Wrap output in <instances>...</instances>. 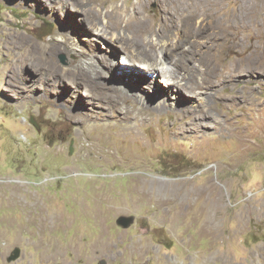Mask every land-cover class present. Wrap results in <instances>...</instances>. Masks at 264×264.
I'll return each mask as SVG.
<instances>
[{
    "label": "rangeland",
    "instance_id": "obj_1",
    "mask_svg": "<svg viewBox=\"0 0 264 264\" xmlns=\"http://www.w3.org/2000/svg\"><path fill=\"white\" fill-rule=\"evenodd\" d=\"M58 1L0 0V264H264V0L258 36L243 34L237 50L209 15L173 13L144 37L157 51L181 46L190 84L213 85L196 90L189 114L154 110L162 76L143 62L100 73L111 54L84 13L94 23L93 8L135 0ZM143 10L148 26L160 22L157 0ZM251 42L259 54L243 67ZM230 66L240 78L223 83ZM112 70L134 71L127 97L108 90ZM121 216L133 224L123 229Z\"/></svg>",
    "mask_w": 264,
    "mask_h": 264
},
{
    "label": "bare ground",
    "instance_id": "obj_2",
    "mask_svg": "<svg viewBox=\"0 0 264 264\" xmlns=\"http://www.w3.org/2000/svg\"><path fill=\"white\" fill-rule=\"evenodd\" d=\"M157 1L160 6L161 13L159 17L160 22L155 25L148 26V22H147L148 18L143 10V7H145L147 0H135L129 6L117 5L114 6L111 11H107L104 14L102 11L93 8L94 10H92V13L94 20L96 21H94L93 23L92 20H90V17L88 16L89 14L84 13L83 22L85 24L84 23L83 24L85 25V29H87L88 32L94 34L93 35L94 38H97V40L102 41L103 44L107 46L108 48L107 50L110 52L111 54L110 56L112 58H117L121 53L122 56L121 64L119 63L118 59L117 61L113 62L110 59L111 58L110 56H109L110 58L108 56H104L103 57L104 62L100 64L101 65L100 73L102 72L105 73L104 70L105 65H108L110 68L111 67L116 68L115 66L117 65H119L120 68L122 64H125L127 66L140 67L142 64L140 62H143V64H147V66H141L140 67L141 69L146 70L150 74L157 73V75L160 74L162 76V78L160 79V81L163 83L162 86L156 84L151 86L154 89L152 95L156 94V96H159L157 97L156 100L158 101L162 100V102L160 103L158 102L154 105V110L158 112V111L166 110L167 108L169 109L172 108L176 110L177 113L189 114L193 110L192 109L193 108L192 105L194 104L193 94L196 93V90H202V89L212 90L213 85L210 86L205 81L207 80V78L192 83L195 84L197 88H194L190 84L194 80V71H192V68L186 66L185 63L186 60L188 59L184 57L182 53L179 54L180 51L178 50V48H180L181 46L175 45L174 47L175 49H173L172 47L170 48L168 46V43L165 42L162 43V45L157 51L156 49V45H158L157 41H153V39L148 41V39L147 38L145 39L144 37H146V35H148L149 37L154 34L156 35V33H161L160 31H163V29L164 30L167 29V25H166L167 20L170 17L172 18L173 13L176 14V16L198 14L199 16L205 15L206 17L207 15H209L216 20V22L218 23V27L221 29L222 32L231 34V38L229 39V44L231 46L229 48L237 50V48L243 45L242 43L243 34L249 35L250 39L258 36L256 29L257 20L254 17L258 10V0H250V1L245 0L244 2L241 0H234L230 8H227L225 6L226 0H157ZM79 6H81L80 3ZM74 10L75 13H83L79 7L74 6ZM102 18L107 19L105 24L103 22L104 24L103 26L100 24ZM174 19L175 18H173V20ZM248 20L252 22V25L247 24ZM169 24L171 25V23ZM119 31H122L121 37H119L118 35V33H120ZM109 35L111 37V38L109 37L110 40L107 39ZM104 37L107 39V41ZM156 40H158V38ZM223 48L226 47L224 46ZM128 49L130 50L129 52ZM245 49L246 51H248V54L246 55V52H244L242 53V57H240V59L244 62L242 64L243 67L244 64L246 63L247 58H252L253 56L255 57L259 54V47L258 45H254L253 42H251V44H248V46H246ZM160 56H161V60L159 61ZM216 62L219 63V58L216 59ZM90 63L92 64L87 65L88 69L92 67L99 68V65H97L96 63L95 66L93 65L94 64L93 62ZM159 66L162 67L166 66L167 69L164 68L160 69ZM124 68H126V66L121 69ZM131 69L133 70V68ZM188 71H191V73H189ZM133 72L132 73L130 72L129 74L127 72L125 75L124 74L120 75L117 73V71L112 70L110 77L113 76L111 78L113 79V81H115V83L107 86L108 90H111L113 92L119 91L117 95L119 97L122 96L123 98H125L126 95L123 94L122 92L127 90L130 91L131 86L129 85L132 84L133 81V77H134ZM108 73L109 72H107V74ZM166 74H168V76H166ZM239 75L240 73L234 71V66H230L229 68H227V71L224 70L222 72L220 77L222 78L223 83H231L232 81H235L239 77ZM146 76L147 75H145V77ZM121 81H123L122 83L124 84H122ZM187 88H189L191 91H186ZM183 89L186 91L184 94L189 97V99L185 102L179 99L180 97H182L181 91ZM201 93L202 92L200 93L198 92V95ZM133 95L137 96L138 99L140 100L139 102L141 103L142 106L141 110L150 111L151 108L153 109L151 104V99H149L150 97L148 95L145 94L137 95V92H134ZM152 99L155 101V98ZM174 99L177 100L179 103L177 101L175 102ZM199 104H201L202 106H206V101H201Z\"/></svg>",
    "mask_w": 264,
    "mask_h": 264
},
{
    "label": "water",
    "instance_id": "obj_3",
    "mask_svg": "<svg viewBox=\"0 0 264 264\" xmlns=\"http://www.w3.org/2000/svg\"><path fill=\"white\" fill-rule=\"evenodd\" d=\"M134 222V217L133 216H121L116 220V223L121 226L123 229H127L129 228ZM20 249L19 248H15L12 252V254L10 255L8 261H16L19 259L20 257ZM101 264H104V262H101Z\"/></svg>",
    "mask_w": 264,
    "mask_h": 264
},
{
    "label": "clouds",
    "instance_id": "obj_4",
    "mask_svg": "<svg viewBox=\"0 0 264 264\" xmlns=\"http://www.w3.org/2000/svg\"><path fill=\"white\" fill-rule=\"evenodd\" d=\"M258 178L257 177H253V180L255 181V180H257Z\"/></svg>",
    "mask_w": 264,
    "mask_h": 264
},
{
    "label": "flooded vegetation",
    "instance_id": "obj_5",
    "mask_svg": "<svg viewBox=\"0 0 264 264\" xmlns=\"http://www.w3.org/2000/svg\"><path fill=\"white\" fill-rule=\"evenodd\" d=\"M9 257H10V256H9ZM9 257L7 258V262H8V263L14 262V261L9 262V261H8Z\"/></svg>",
    "mask_w": 264,
    "mask_h": 264
}]
</instances>
